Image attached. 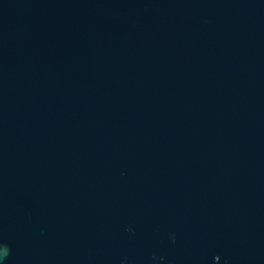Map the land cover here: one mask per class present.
Returning a JSON list of instances; mask_svg holds the SVG:
<instances>
[{
  "label": "water",
  "instance_id": "obj_1",
  "mask_svg": "<svg viewBox=\"0 0 264 264\" xmlns=\"http://www.w3.org/2000/svg\"><path fill=\"white\" fill-rule=\"evenodd\" d=\"M0 264H264V0H0Z\"/></svg>",
  "mask_w": 264,
  "mask_h": 264
}]
</instances>
